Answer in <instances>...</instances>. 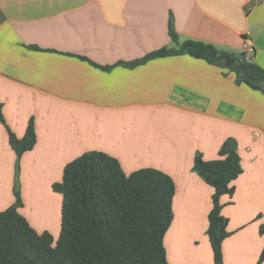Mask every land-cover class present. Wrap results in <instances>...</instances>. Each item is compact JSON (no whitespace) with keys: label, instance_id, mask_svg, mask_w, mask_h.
I'll list each match as a JSON object with an SVG mask.
<instances>
[{"label":"crops","instance_id":"1","mask_svg":"<svg viewBox=\"0 0 264 264\" xmlns=\"http://www.w3.org/2000/svg\"><path fill=\"white\" fill-rule=\"evenodd\" d=\"M195 39L264 67V0H0V105L19 137L31 118L37 143L20 158L0 120V211L15 201L55 239L65 166L89 150L116 158L127 174L155 167L176 184L165 235L171 264H214L207 234L214 187L194 169L197 151L214 159L228 137L243 172L222 197L231 234L224 264H258L264 248V92L237 83L228 66L189 54L115 65ZM250 40V46L246 41ZM32 46H37L34 48ZM256 132L259 135H256ZM260 264H264V261Z\"/></svg>","mask_w":264,"mask_h":264},{"label":"trees","instance_id":"2","mask_svg":"<svg viewBox=\"0 0 264 264\" xmlns=\"http://www.w3.org/2000/svg\"><path fill=\"white\" fill-rule=\"evenodd\" d=\"M169 29L177 46L162 47L115 65L91 63L107 70L116 65L133 68L151 59L189 54L228 66L227 59L234 58L228 67L235 72L237 83L264 92V67L247 59L244 53H229L195 39L180 42L173 18ZM0 120L7 127L18 158L35 147L33 118L23 137L8 125L1 105ZM218 154L208 160L197 151L193 169L215 189L207 234L214 264H224L223 241L231 232L229 219L223 214L222 197L234 193L233 181L243 172V166L235 137L225 139ZM53 189L63 196L62 228L57 239L50 231H37L20 213L24 202L17 176L15 201L0 211V264H171L164 240L174 218L176 184L168 173L143 167L127 174L115 156L89 150L65 166L62 180L55 182ZM260 233L264 236V223ZM263 261L264 248L258 264Z\"/></svg>","mask_w":264,"mask_h":264},{"label":"water","instance_id":"3","mask_svg":"<svg viewBox=\"0 0 264 264\" xmlns=\"http://www.w3.org/2000/svg\"><path fill=\"white\" fill-rule=\"evenodd\" d=\"M234 62V58H228L226 64L229 66Z\"/></svg>","mask_w":264,"mask_h":264},{"label":"built area","instance_id":"4","mask_svg":"<svg viewBox=\"0 0 264 264\" xmlns=\"http://www.w3.org/2000/svg\"><path fill=\"white\" fill-rule=\"evenodd\" d=\"M250 44H251L250 40H247V41H246V45H247V46H250ZM256 135H259V133L256 132Z\"/></svg>","mask_w":264,"mask_h":264},{"label":"rangeland","instance_id":"5","mask_svg":"<svg viewBox=\"0 0 264 264\" xmlns=\"http://www.w3.org/2000/svg\"><path fill=\"white\" fill-rule=\"evenodd\" d=\"M229 68V67H228ZM230 69V68H229ZM230 71H232L231 69H230ZM233 72V71H232Z\"/></svg>","mask_w":264,"mask_h":264}]
</instances>
